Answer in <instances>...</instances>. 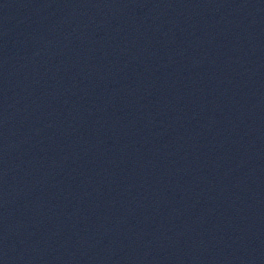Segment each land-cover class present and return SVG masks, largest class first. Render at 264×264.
Instances as JSON below:
<instances>
[{
  "label": "water",
  "instance_id": "water-1",
  "mask_svg": "<svg viewBox=\"0 0 264 264\" xmlns=\"http://www.w3.org/2000/svg\"><path fill=\"white\" fill-rule=\"evenodd\" d=\"M0 264H264V0H0Z\"/></svg>",
  "mask_w": 264,
  "mask_h": 264
}]
</instances>
